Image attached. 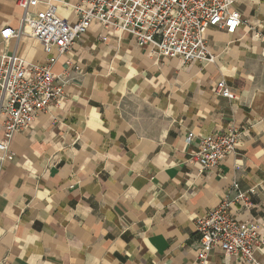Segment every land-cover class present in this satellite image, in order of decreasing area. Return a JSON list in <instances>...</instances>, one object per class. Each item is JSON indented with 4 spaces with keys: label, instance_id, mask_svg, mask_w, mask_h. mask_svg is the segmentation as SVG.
<instances>
[{
    "label": "crops",
    "instance_id": "crops-1",
    "mask_svg": "<svg viewBox=\"0 0 264 264\" xmlns=\"http://www.w3.org/2000/svg\"><path fill=\"white\" fill-rule=\"evenodd\" d=\"M78 1L53 3L72 22ZM231 8L241 19L233 34L205 33L213 62L160 57L99 22L56 59L65 100L13 136L0 166V264H252L216 246L196 258L195 218L233 196L232 182L252 205L237 201L231 214L257 224L254 259L264 264V0ZM21 14L0 0V30ZM2 49L45 60L27 35L0 36ZM220 79L232 97L214 92ZM230 122L236 150L199 171V140Z\"/></svg>",
    "mask_w": 264,
    "mask_h": 264
},
{
    "label": "built area",
    "instance_id": "built-area-1",
    "mask_svg": "<svg viewBox=\"0 0 264 264\" xmlns=\"http://www.w3.org/2000/svg\"><path fill=\"white\" fill-rule=\"evenodd\" d=\"M39 0H15L22 8L16 28L5 26L0 30L4 41L27 35L38 40L45 54L43 62H27L18 54L0 50V166L13 157L9 144L21 129L32 124L39 114L50 107H58L65 100L68 72L55 73L53 64L94 22L131 34L136 44L148 46L160 57H177L183 65L192 61L213 62L215 55L207 44L206 31L220 28L233 34L241 23L239 12L231 8L232 0H79L72 5L77 15L69 22L58 15L53 0H45L43 8H35ZM259 34H256L258 36ZM78 70L77 67H75ZM214 92L232 97L224 79ZM239 129L230 122L224 131L215 132L199 140L191 157L199 171L214 168L237 147ZM192 132L185 137L189 143ZM219 204L196 217L199 251L196 258H205L216 246L222 251L259 264L254 251L260 244L257 224L242 223L231 214L237 201L250 207L246 193L236 182Z\"/></svg>",
    "mask_w": 264,
    "mask_h": 264
}]
</instances>
